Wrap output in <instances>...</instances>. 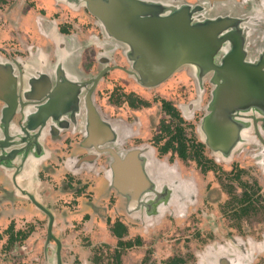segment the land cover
I'll list each match as a JSON object with an SVG mask.
<instances>
[{
    "label": "flooded vegetation",
    "instance_id": "1",
    "mask_svg": "<svg viewBox=\"0 0 264 264\" xmlns=\"http://www.w3.org/2000/svg\"><path fill=\"white\" fill-rule=\"evenodd\" d=\"M83 1L0 0V94L14 82L29 83L20 95L29 97L27 109L54 112L41 122L34 146H25L29 159L17 158L22 151L0 160V214H11L0 222L5 253L14 255L15 242L36 229L42 232L34 237L37 264H54L56 241L60 264H70L64 230L71 220L91 221L101 207L97 219L107 233L97 243L105 253L102 261L90 256L89 264H131L125 254L145 241V259L162 252L164 264H264V203L256 202L263 188L254 175H264V0H136L154 14L182 7L199 20L227 16L241 19L239 27L250 23L246 30L226 29L236 41L240 34L236 60L244 65L231 61L230 76L218 84H235L238 76L247 90L239 94L246 102L241 115L234 84V103L222 102L226 117L235 112L242 128L241 143L225 151L223 141L205 132L221 125L209 117L214 70L181 64L159 83L142 84L131 73L128 45L108 36ZM236 41H230L232 55ZM225 56L217 52L212 65L221 66ZM45 87L56 88L51 109ZM20 119L11 116L18 126ZM29 195L52 215L47 242L48 217ZM21 219L26 224L19 225ZM176 240L186 243L183 250L173 251ZM160 242L165 251H158Z\"/></svg>",
    "mask_w": 264,
    "mask_h": 264
},
{
    "label": "water",
    "instance_id": "2",
    "mask_svg": "<svg viewBox=\"0 0 264 264\" xmlns=\"http://www.w3.org/2000/svg\"><path fill=\"white\" fill-rule=\"evenodd\" d=\"M62 1L65 4H69L70 2V0ZM83 5L89 12L98 18L108 36L128 45L126 52H128L129 60L131 61V73H133L142 84L155 85L159 83V81L167 77V75L181 64L191 66L197 65L204 70H208V72H210L211 69L214 70L211 79L216 84V88L213 90L211 101L213 113L209 117L212 120L218 121L221 125L215 129L210 128L205 132L210 138L215 137L219 142L223 141L224 145H220L222 151L234 149L237 147V143L238 145L241 143L239 142V135L242 129L240 126L241 121L233 117L235 112H233L229 118L226 117L227 113L230 114V111L226 110L225 112L222 109L224 106L222 102L224 100L230 104L234 103L231 99L232 96H230L231 91H229L234 83L230 80H224L222 85L218 84L222 81L224 75H226L225 77L230 76L228 69L232 62L235 63V66L241 67V64L244 65L239 60H236V54L237 56L240 54L239 48L240 44H242L240 34L238 35L239 40L236 41V38L231 36V30H226L228 27H238L237 22L240 23L241 19L236 20L227 16H216L212 19L205 18L199 20V18L194 17L197 13L192 15L190 10L186 8L184 10L182 7L170 14L159 15L154 14L153 9L151 10L150 7L146 5L145 7L136 0H84ZM156 8L162 10L165 7L161 8V6L157 5ZM230 41L237 42L234 46V49H236L234 55H232L233 50H230ZM66 42L67 41H65L64 44H66ZM220 50L226 53L223 59L225 62H223L221 66L216 67L212 65V58L213 55ZM64 51L65 56L62 55L61 59L67 58V50ZM61 63L62 61L60 60V64ZM60 66L61 65H59V67ZM255 69V79L262 83V77H259L262 75V72L257 68ZM219 77L221 78L219 79ZM237 77L238 76L234 77L235 90L239 97L237 99L236 113L241 115L240 111L244 109L246 102L244 94L242 97L241 95L239 96V94L241 90L247 89L240 86L243 82L239 81ZM2 84L7 88V82H5V84L3 82ZM252 84L256 85V83L253 82ZM25 85L26 83L23 84L21 81L14 82L12 83V88L7 90L8 92L5 91L8 95H6L7 93L0 94V100L3 103L0 107V160L4 158L10 159L13 156L15 157V154H20L22 151H24L21 154L22 156L17 158H22L24 160L29 159L31 156L28 150L25 151V146L26 148L31 145L34 146L38 140L39 132L42 131L43 126H41V122L48 119L52 116V113H54L51 110H45V112L39 114L36 111L42 109L40 105L34 107L35 109H32V111L27 109L26 105L28 102H25V100H27V98L29 99V97L23 99L20 96L24 91L23 87L27 90L30 89V87L27 88L30 86L29 83H27V87ZM259 86H261V84ZM249 87L250 86H248V89ZM15 88H18V94L15 92ZM55 89L56 88L51 89L45 87L43 92V96L46 95L44 97L46 101H48L46 105L50 109L52 105L49 106V101L55 94ZM223 92H229V94L225 95ZM43 96L42 99H44ZM30 98L33 99L34 97L32 98L31 96ZM40 99L41 97H38L35 100L39 103L43 102L42 99ZM13 113H17L21 116L19 120L20 126L11 122ZM225 120L229 122L227 123ZM3 163L7 165L6 162ZM29 199L48 217L46 227L47 236L45 239L47 242L48 237L51 235L50 227L52 215L49 210L41 206L33 196L29 195ZM56 242L55 260L53 259V261L54 264H60V257L58 254L59 242Z\"/></svg>",
    "mask_w": 264,
    "mask_h": 264
},
{
    "label": "rangeland",
    "instance_id": "3",
    "mask_svg": "<svg viewBox=\"0 0 264 264\" xmlns=\"http://www.w3.org/2000/svg\"><path fill=\"white\" fill-rule=\"evenodd\" d=\"M246 19V16H245ZM247 24L244 26H238L236 30H246L247 25L250 27V23L247 21ZM244 23V22H243ZM255 172V171H254ZM254 175L258 178V183L259 187L263 188V190L260 191L262 193V196L260 199H258L256 202L260 206L262 203H264V175H259L256 172ZM62 202V200H59ZM99 211L96 212L95 214L90 213L92 216V220L90 221L89 219H85V222L82 221V223H76L71 220V223L73 226H69V230H64V238H65V246L67 248L65 249V254L64 257L66 259L67 263L70 264H89L86 262L89 260L90 256H95L98 261H102L103 258V253H105V248L101 247L100 243H97V240H102L104 237V234L107 233V227H103L99 221H102V211L101 207H99ZM33 212V213H32ZM31 216H29V219L34 220L35 215H32L34 213L37 214L36 211H32ZM2 215V214H0ZM11 214H9L7 211H4V217L0 222H5L7 223V220L10 218ZM16 218V217H15ZM21 218V217H20ZM24 220V219H21ZM19 225L26 224V221H19ZM97 224V225H96ZM72 230V231H70ZM37 234H42L41 231L37 232L36 229H33L32 233L30 236L27 238L25 237L23 241L20 243L15 242L14 246V255L13 254H7L5 253L4 246H5V241H3L5 238L4 236L0 238V264H37L38 261V256H39V240H34L35 235ZM41 238V235L40 237ZM91 240V241H90ZM191 240V239H190ZM193 241V240H192ZM149 243L143 242L141 245L143 247L139 250L138 248L136 251L134 249L129 250L128 253L125 254V258L130 257V261L132 262L131 264H143L142 261H146V264H164L165 263V256L163 254H159L156 258H151L150 259H145L144 256V248L147 247ZM158 247V251L163 250L165 251L166 244L164 242H160ZM186 243L183 242H178L177 240L173 242V251H179L183 250V246H185ZM196 245V243H191V245ZM71 246V249H70ZM146 246V247H144ZM164 248V249H163ZM24 251V252H22ZM26 251V252H25ZM16 252H20V254H16ZM100 254V255H99ZM144 256V257H143ZM148 258V257H147ZM139 260H142L141 263Z\"/></svg>",
    "mask_w": 264,
    "mask_h": 264
}]
</instances>
